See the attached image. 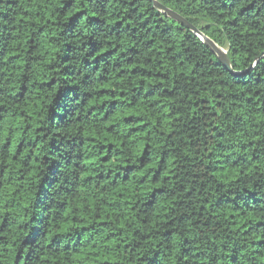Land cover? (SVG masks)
Here are the masks:
<instances>
[{
	"label": "trees",
	"instance_id": "16d2710c",
	"mask_svg": "<svg viewBox=\"0 0 264 264\" xmlns=\"http://www.w3.org/2000/svg\"><path fill=\"white\" fill-rule=\"evenodd\" d=\"M0 0V264H264V0Z\"/></svg>",
	"mask_w": 264,
	"mask_h": 264
},
{
	"label": "water",
	"instance_id": "95a60500",
	"mask_svg": "<svg viewBox=\"0 0 264 264\" xmlns=\"http://www.w3.org/2000/svg\"><path fill=\"white\" fill-rule=\"evenodd\" d=\"M150 1H152L154 3V6L158 10H160L161 12H163L164 14H166L167 16H169L170 18H172L173 20H175L176 22H178L182 26L188 28L194 34H196L200 38V40L216 56V58L218 59V61L226 69H228L229 72L235 74L234 71H233V68H232V65H231V61H230V58L228 56V52L227 51H224V49L222 47L218 46L210 38L206 37L202 32H200L196 27H194L192 24H190L186 19H184L179 14H177V13H175V12L167 9L166 7H164L161 4H159L158 2H156L155 0H150Z\"/></svg>",
	"mask_w": 264,
	"mask_h": 264
},
{
	"label": "rangeland",
	"instance_id": "374dc122",
	"mask_svg": "<svg viewBox=\"0 0 264 264\" xmlns=\"http://www.w3.org/2000/svg\"><path fill=\"white\" fill-rule=\"evenodd\" d=\"M224 49V48H223ZM224 51H227V49H224Z\"/></svg>",
	"mask_w": 264,
	"mask_h": 264
}]
</instances>
